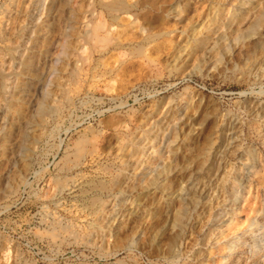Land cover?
<instances>
[{"label": "rangeland", "instance_id": "1", "mask_svg": "<svg viewBox=\"0 0 264 264\" xmlns=\"http://www.w3.org/2000/svg\"><path fill=\"white\" fill-rule=\"evenodd\" d=\"M111 1L40 0L32 21L30 0H0V264H264V18L219 41L187 26L218 7L222 25L241 0H124L113 11L104 5ZM263 4L255 0L251 11ZM124 124L148 143L141 163L176 126L175 170L229 125L236 132L211 195L192 206L174 241L152 242L148 231L130 244L135 218L95 216L85 199L59 191L78 181L79 149L76 170L87 179L124 159L113 145ZM129 174L139 177V168ZM173 174L169 186L180 177ZM148 212L157 222L161 205ZM254 244L263 247L254 252Z\"/></svg>", "mask_w": 264, "mask_h": 264}, {"label": "bare ground", "instance_id": "2", "mask_svg": "<svg viewBox=\"0 0 264 264\" xmlns=\"http://www.w3.org/2000/svg\"><path fill=\"white\" fill-rule=\"evenodd\" d=\"M39 2H40V0H30V3H31L30 6H32V7L28 11L27 15H28L29 19H32V21L37 16H34V12L33 11L31 12V10L36 8V6L39 5ZM253 2H255V0H241L240 2L235 4V6L233 8V12L230 14L229 17H227V19L223 22L222 25H220L218 23L219 22L218 18L222 14L221 13L219 15L220 12H218V10L220 11L221 8L218 7L217 12L214 13L213 17L209 18L206 16V17L202 18L201 20H199L198 22H195L193 25L187 26V28L189 31H191L193 33V35H196L198 37L201 36V31L204 30L203 32H206L207 35H209V36L215 35V38L219 41L224 40V39H228V38L237 39L238 37L241 36V34L239 32L241 30V27L244 24L247 23L246 25H247V28L249 29V31H253L254 28L256 26H258V24L264 18V4H263L262 9H257L255 11H251L253 9V7H252ZM104 5H106L108 10H111V11L125 9L127 7V4L124 2V0H112L110 3H106ZM170 11L172 13V17H174L175 20L176 19L180 20L181 10H180V7L177 6L176 3H172L170 5ZM32 21H31V23H32ZM91 30H92V28L90 27L88 29V32H91ZM139 30L141 31V33H142V31H144L143 28H139ZM30 33H31V31H30ZM145 35H144V37H145ZM150 36H152V35H150ZM263 40L264 39H262V41ZM138 45H140V44H138ZM184 47L185 46L183 45V49H184ZM17 50L18 49H16V51ZM186 52H189V51L186 50ZM15 57H16V55H15ZM17 57H18V55H17ZM12 58H14V57H12ZM14 59L16 60V58H14ZM10 61H9V63L12 62V61L11 62ZM14 63H13V65H14ZM28 64L30 65V63H28ZM102 74H104V73H102ZM5 80H6V78L3 80V82H6ZM6 86H7V83H6ZM4 90H5V87H4ZM251 107L253 108V105ZM254 108H255V106H254ZM261 111H262V109H261ZM246 124H247V122H246ZM230 125H231V123H230ZM230 125H229L227 130H225L224 132L221 131V132H223V135L220 137L219 141H218V138L216 141L215 140L214 141H212V140L208 141L205 145H203L201 147L200 153L196 159H194L191 163L186 164L185 166L181 167V169L175 170V165H174L175 161L174 160H175L176 156H175V153L172 152V150H170V147L173 144L177 143L179 140H181V138H178L179 135H177V132L175 131L176 126L174 128H171L170 130H168L169 132L167 134L163 133V136L161 137L159 144L155 148L156 151H155L153 159L149 158V161L146 160L147 162L145 161V163H141V160H142L141 156H144V152H145L144 148H145V145H147L148 143L142 142V144H141V141L137 138V135H136L138 130L137 131L132 130L136 126L132 127V129L131 128L129 129L130 126L127 128L126 127L127 125L125 126V124H124L122 129L118 127L120 130H117V129H116L117 131L115 130L116 131L115 132L116 138L114 139L115 144L113 143V145H115V147H116V149H114L116 158L119 157V155H120V157H124V159H120L117 162H115L116 160L114 161L112 159V161H114V162L110 163L109 166L101 167V169L97 173V177L95 176L96 177L95 179H91V178L87 179L84 177V173H81V172L78 173L79 170H76L77 166L82 163L80 161L81 160V157H80L81 156L80 155L81 149H79L77 156L75 155V157H77L78 159L76 160L77 162L75 163V166H74V169L76 172L74 175V178H75V176H77L78 181L75 182L73 180L74 182L71 183L73 185H71V184L65 185L64 183L60 184L59 191H62L64 189H68L73 194L75 193V197H77L79 199L82 198L83 200L85 199L81 205L84 208H85V206L86 207L89 206L91 208L90 209L91 214L94 213L95 216L97 213L106 215L107 212H109L110 216L112 217V219L114 221V220L118 219L120 213L122 211H124L123 217L125 220L134 221L133 218H135L136 224L131 229L132 233H131L130 241H129L130 244L133 242L135 243V241L137 240L138 237L143 236L148 231H152L151 232V234H152L151 241L152 242H155L158 238H162L164 236H167L170 241L171 240L174 241L175 239H178V237H180L183 234V232L185 230L186 219L190 213V210H193L192 206L196 205V203L198 202V199L206 198L208 196L209 190H212L209 187L214 180H217L219 178L220 164L222 163V159L225 158V156L228 155V153H230V148L234 147V145H236L235 144L236 141H238L236 139V137L234 136V135H236V134H234L236 132H234L232 129H230ZM254 125H255V123H254ZM250 127L248 126V128H250ZM224 128H225V126H224ZM190 132H191V130L187 131V133H190ZM192 133H193V135H195V138H197L198 136L201 137V135H199L201 133H199L198 131H195V129H193ZM139 134L140 133H138V135ZM150 135H152V134H150ZM255 136H256V134H255ZM148 139H150L149 136H148ZM114 140H112V142ZM146 140L147 139H145L144 141H146ZM154 145H155V143L153 144L150 141L149 146L154 147ZM147 155H149V154H147ZM235 155H236V153H235ZM113 158L115 159L114 155H113ZM232 158H233V156H232ZM117 160H118V158H117ZM79 161H80V163H79ZM259 161H262V160H258V162ZM111 164H112V166H111ZM258 164H260V163H258ZM262 164H264V163H262ZM260 166H261V164H260ZM138 168H139V172H140L139 177H137V178L127 177V175H130L129 174L130 170H132V173H133V171H136ZM261 168H262V166H261ZM96 172L97 171H95V173ZM66 173H68V172H66ZM173 173H177L175 175L176 176L179 175L180 177L177 180H175V182H176L175 184H173L172 186H169L168 185V183H170L169 177H170V175H174ZM85 176H86V174H85ZM84 178L86 180L82 181V179H84ZM97 179H99V180H97ZM94 180L97 183H95ZM65 181H66V179H65ZM235 185H236V183H235ZM219 186H220V184H219ZM213 188H214V186H213ZM235 188H237V187L235 186ZM133 192H134L133 199H131L130 201L127 202L128 194L133 193ZM262 194H263V192H262ZM209 195H211V193H209ZM147 197H149V199H147ZM146 199L150 200L149 204L147 202H145ZM263 199H264V197H263ZM85 201H87L88 205H85ZM156 204L161 205V208H162L161 217L157 222L153 220L154 219L153 217H150L151 213L148 212ZM206 204H208V203H206ZM248 205H249V203H248ZM108 206H110L109 209L107 208ZM202 207L204 208V206H202ZM208 208H209V204H208ZM247 212H246V215H247ZM251 214H253V213H251ZM110 216H109V218H110ZM149 217H150L151 222L149 223V225H147L146 221ZM99 219H100V216H99ZM255 223H256V218L254 217L248 223V227H249L248 230H251V228H252L251 226H253V224H255ZM230 228H232V227H230ZM233 228H234V226H233ZM237 228H239V227H237ZM245 228H246V226H245ZM239 230H241V229H239ZM212 231H214V230H212ZM233 232H234V230H233ZM184 233H186V232H184ZM52 234H54V232ZM229 236H230V234H229ZM239 239H240V237L238 235L233 236V240L239 241ZM218 240H219V238H218ZM214 245H217V244H214ZM235 245H236V242L234 243L233 241L228 240V243L226 244V248L228 251L231 252L234 249L233 247H235ZM261 246L254 244V250L253 251L255 252ZM205 248H207V247H205ZM210 253H212V251Z\"/></svg>", "mask_w": 264, "mask_h": 264}]
</instances>
